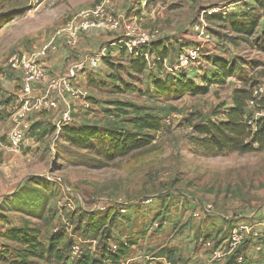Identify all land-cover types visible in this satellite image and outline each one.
<instances>
[{"label": "rangeland", "instance_id": "rangeland-1", "mask_svg": "<svg viewBox=\"0 0 264 264\" xmlns=\"http://www.w3.org/2000/svg\"><path fill=\"white\" fill-rule=\"evenodd\" d=\"M6 1L7 7L4 6ZM99 1L46 0L42 7L36 9V1L28 6L27 0H0V20L9 19L0 27V103L10 97L13 104L8 107L0 105V109L13 113L21 104L13 94L19 90L20 83L8 63L9 57L13 53H31L38 49L44 35L51 34L58 26L72 19L79 10ZM122 1H129L130 8L126 10L128 14L125 20L130 18L126 23L136 32L156 30L159 33L158 39L168 48L167 65L161 69L150 59L145 71L136 75L129 70L126 61H113V75L116 78L112 79L102 73L105 70L111 72L110 67L102 62L95 71L102 73L103 77L98 75L101 78H87L85 88L81 87L89 93L92 107L85 109L79 101H70L74 117L70 123L96 124L103 128L112 125L126 127L129 117L114 116L112 104L123 101L144 107L162 122L159 131H148L154 137L152 151H136L115 160L107 167L97 169L91 167L92 157L87 152L71 147L58 137L60 127H56L57 121L54 118L43 117L33 121L31 125L38 124H34L35 128L29 131L17 148L9 147L6 142L10 123L7 127V121L1 122L4 150H0V232L9 223L20 226L28 222L38 226L44 238L55 231H63L65 242H72V236H80L83 250L91 248L96 252L101 245L89 239L90 234L84 235L83 231L89 217L106 213L107 209L102 211L98 207L111 208L106 205V202L111 201L108 199L126 206L120 207L123 210L117 208L120 216L126 214L132 202L147 206L151 203L148 199L160 197L164 198L163 202H168L167 209L181 204L184 209L187 206L191 211L201 204L210 203L212 211L217 212L221 220H224L223 215L230 219L235 214L249 215L253 211H264V150L203 157L193 154L188 144L190 123L217 119L212 112L219 106L224 105L221 108L224 110L231 105L232 89L240 86L242 81H250L255 89L261 88L260 96L264 99V52L237 38L239 36L229 29L227 19L211 20L207 18L208 14L203 13L206 8H214L217 11L212 13L225 15L223 13L233 11L225 6L234 0ZM249 1L242 0L240 13H232H253L257 16L258 34L264 26V0H259L258 6L253 0L254 11L248 7ZM200 19H204L209 34L213 36L212 42L202 43L203 70L208 71L210 68L205 55H208L207 59L216 55L236 60L237 73L227 78L222 85H209L205 93H186L178 98L158 94L153 86V76L170 74L168 63L173 62L176 53L182 47L195 43L190 28L193 24H199ZM199 71L189 69L188 73H191L194 85L204 87L206 83L200 80ZM57 110L60 111V108ZM53 111L42 110L40 114L51 115ZM248 111L258 117L264 111V106L262 109L255 106ZM32 189L49 193L51 199L46 205L33 206L30 203ZM33 209H36L34 213ZM7 219L8 224L5 223ZM153 226L157 229L151 224L152 229ZM116 236L115 233L108 240L118 241L120 238ZM2 246L9 248L6 249L7 254H4L10 253L8 259H12L16 246L0 236V248ZM109 246L113 248V244ZM69 262H72L71 258Z\"/></svg>", "mask_w": 264, "mask_h": 264}, {"label": "trees", "instance_id": "trees-1", "mask_svg": "<svg viewBox=\"0 0 264 264\" xmlns=\"http://www.w3.org/2000/svg\"><path fill=\"white\" fill-rule=\"evenodd\" d=\"M254 2L258 6L259 0H254ZM251 11L253 10L251 9ZM207 18L218 21L224 18L227 19L229 29L239 36L237 38L249 42L252 48L264 52V26L260 33L256 34L259 18L253 13H244L241 18L233 13L225 15L211 13ZM8 21L9 19L2 22L0 20V27ZM118 47L119 51L125 55L124 48L121 45H118ZM184 48L182 47L176 53L175 59L172 63H168V67L174 66L177 55ZM139 52L141 55H125L123 61L120 62L124 63L126 61L129 70L133 74L140 75L145 71L148 61L143 55L146 53L151 57V60L155 61L159 68L162 69L163 66L167 65L168 48L159 39L148 46H143ZM206 56L208 55H205V60L210 68L208 71L203 70L200 73V80L206 83L204 87L194 85L191 73H188L185 69H179L170 71V74L167 73L164 76L163 74L162 76H153L152 81L155 91L162 96L165 95L172 98L181 97L186 93H205L209 85H222L227 78L235 76L237 73L236 60H229L216 55L207 59ZM102 62L110 67L111 72L108 73V76L115 79L116 77L113 75L114 63L109 59L108 48H106V56L102 59ZM89 71L85 73L88 74ZM254 89L250 81H242L240 86H235L232 89L231 105L224 110H221L224 105L219 106L212 112V115L217 117V119H209L195 124L190 123L191 134L188 138V144L193 154L203 157H216L228 153L247 154L264 150V111L258 117H254L248 111L249 108L255 106L259 109L264 106V99L260 95L254 97ZM249 100H254L253 107L248 108L246 106ZM0 105L4 107L13 106L10 97L3 100ZM112 105H114L112 111L114 116L124 115L127 118L129 117L126 121L128 126L118 127L117 125H112L108 128H103L96 124L75 125L67 123L61 125L58 131V137L62 138L63 141L75 149L87 152L90 158L92 157V168L107 167L115 160L125 158L136 151H152L153 147L151 146L154 137L148 131L156 132L162 128L161 119L144 107L123 101L114 102ZM11 114L12 112H5L4 109H0V122L5 121ZM34 124L31 125L30 130L35 128ZM30 196H32L30 203H33V206L46 205L51 199L49 193H43L35 189H32ZM108 200L111 201L106 202V205H112L110 206L111 208L105 207L107 209L106 213L103 215L98 214L100 216L96 219L94 216L89 217L83 231L84 235L85 233L90 234L89 239L95 240L99 246L101 245L98 251L93 252L91 248L83 250L81 242V252L70 263V251L73 241L65 242V233L63 231H55L44 238L42 230L38 226L31 225L28 222L21 226H16L9 223V219H7L5 223L9 224L5 225L6 228H3L0 236L15 243L16 251L14 257L8 259L11 254L5 255L4 253L7 254L6 249L9 248L2 246L0 261L3 262L2 264H122L123 260L126 259L125 257L132 241L130 239H119L121 240L118 241L119 244L116 243L117 246L112 248L109 246L108 237L113 238V234L110 232V227L113 226V217L121 215L118 212L119 210L117 211V207L126 206L121 203H114L112 199ZM152 200L154 199H150V201ZM35 210L33 209L32 212L34 213ZM116 211L117 213L114 214ZM162 213L156 214V218L151 223L157 222L159 224L157 229L160 227L161 222L158 217ZM147 228L149 230V226ZM227 238H222L218 242L211 240L213 242L212 246L221 245L222 243L219 241H225ZM212 246L211 248H213ZM239 253L244 258L243 264H251L250 259L242 251V245L237 249V254ZM222 264L238 263L235 261L234 255L231 254Z\"/></svg>", "mask_w": 264, "mask_h": 264}, {"label": "crops", "instance_id": "crops-1", "mask_svg": "<svg viewBox=\"0 0 264 264\" xmlns=\"http://www.w3.org/2000/svg\"><path fill=\"white\" fill-rule=\"evenodd\" d=\"M34 1L37 2L36 9H38L43 6L46 0H27L26 5L29 6L31 2L34 3ZM241 1L242 0H234L225 7L229 6L228 8H232V12L240 13V8L242 6L239 7V5ZM252 2L253 0L247 2V4H249V9H252L254 11L255 5H253ZM7 5L8 1L5 2L4 6L7 7ZM129 6V1L120 2L116 7V14L121 15L125 18V15L128 14L126 10L130 8ZM214 10L217 11V9L214 8H206L203 10V13L209 15ZM232 12L229 11L228 13ZM237 16L241 18V15ZM127 19L128 20L126 21L130 20V18ZM108 33H110L111 35H108ZM51 34L44 35L40 39V42L42 43L40 47L43 46L49 40ZM121 35L122 30L109 32L104 30L93 29L84 33L80 37L78 45L72 49L64 46L63 40L57 39L56 42L53 43V46L49 50L47 56L41 57L40 62L45 68H47L49 76L52 77L63 74L69 63L74 59L81 57L82 55L87 53L93 55L97 54L104 48H108L110 61L120 63V59H123L125 55H123L119 51L116 39H118ZM12 70L15 72V76L17 77L20 83L19 86H21L20 70ZM102 73L108 75L109 71L107 72L105 70ZM102 73L96 72L95 70H90L88 74L84 73L79 75L77 78V83L80 85V87L85 88L84 84H86L87 78L89 80L101 78L103 77ZM98 75H100L101 77H99ZM5 90L9 89L6 88ZM45 90L46 86L37 85L36 89H34L30 97H42V95H44L45 93ZM13 94H15L16 97L21 96L20 87L19 90L17 92H14ZM50 99L55 101V107L48 106L43 110H54L53 113L51 115H48V113L46 115H41L40 113L42 112V110L38 112H33L29 116L31 123L33 121L43 119V117H51V119L54 118L53 120L57 121L56 127H60L61 125L65 124L60 123V120L64 111L66 110V102L71 101L72 103H76L75 99H71L70 97L60 98L59 96L55 95V93H51ZM79 104L80 106H82L80 102ZM59 108L60 111L57 110ZM33 117L34 120H32ZM10 119L11 118L9 116L5 121H2V123H6L7 121L8 127ZM72 119H74L73 116ZM3 134V130H1L0 128V150H4V146L1 143V138ZM163 201L164 198H156L152 200L151 203L147 206H143L142 204H135L134 202H132L129 204V206L131 207L127 209V212L124 216L120 217L118 215L119 217H113V226L110 227V232L112 234L116 233V237L120 238L121 240L127 238L132 241L128 248V252L125 257L126 259L123 260L122 264H204L212 250L211 245L213 244V240L218 242V240L228 237L230 227L233 228L234 226H238L240 224L250 222L252 223L259 220L253 215V212L255 211L251 212V214L249 215L235 214L231 216L230 219H228V216L223 215L224 220H221L218 219L217 212H204L203 209L206 207V205L210 203L201 204L198 208L190 211L187 209V206H185L186 209H184L181 204H179L180 206L176 204L172 208L167 209L168 202ZM163 206L164 208L162 209ZM172 209L179 210L171 211ZM188 211L190 212L188 213ZM159 212H163L162 215L158 217L161 220L160 227L158 229H152L151 223L153 219L156 218V214H159ZM195 213H197L199 216H195ZM186 214H188V216H185ZM93 216L96 219L100 215L97 216L93 214ZM243 216L245 218H242ZM136 225H140V227L136 228ZM148 226L151 228V230H147ZM180 226L181 229H179ZM260 228V226L256 227V231H258ZM221 230L223 231V233L218 234L217 232ZM141 233L144 235H141ZM150 234H152V236ZM111 239L109 240V245L113 244V248L117 246L116 243L119 244L118 241H121L119 239L118 241L115 239ZM209 241L212 242L211 245L207 244V242ZM219 242H221V245H223L224 240ZM257 242L258 241L253 238V236H247L242 245V251L250 259L251 264H264V250H257ZM10 243L11 245L16 246L15 243ZM212 247H214V245Z\"/></svg>", "mask_w": 264, "mask_h": 264}, {"label": "built area", "instance_id": "built-area-1", "mask_svg": "<svg viewBox=\"0 0 264 264\" xmlns=\"http://www.w3.org/2000/svg\"><path fill=\"white\" fill-rule=\"evenodd\" d=\"M120 2L121 0H100L98 3L80 10L72 19L58 26L43 46L31 53H13V55L9 57V65L12 69H19L21 75V96L17 97L21 104L19 107H16L14 112L10 115V127L6 136L9 147H19L29 134L31 128L29 116L31 113L41 111L48 106L55 107V101L50 99L51 93H55V95L60 98L70 97L71 99H75L79 101L85 109L92 107L89 101V93L78 86L77 78L80 74H84L89 70H94L99 66L102 59L106 56V48L102 49L97 54H84L74 59L69 63L63 74L52 77L49 76L47 68L41 64L40 59L41 57L47 56L53 43H55L57 39L63 40L64 46L72 49L77 46L80 37L90 30L95 29L109 32L122 30L123 34L116 39V43L124 48L126 56L141 55L139 51L143 46H148L153 41L158 40L159 33L156 30L136 32L134 28L126 23L123 16L117 15L115 11L116 5ZM1 10L0 8V15L2 14ZM190 29L192 35H194L196 39H194L195 43L185 47L177 55L176 63L174 66L168 67L169 71L185 69L188 72L189 69H196V71L200 70L199 72L202 73V43L212 42L213 36L209 34L204 20H201L199 24H193ZM143 56L148 62L151 59L147 53ZM37 85L46 86L45 93L42 97L37 96L31 98L30 95L33 93L34 89H36ZM261 93V88L254 89L253 95L256 97L261 95ZM246 106L248 108L253 107L254 100L247 101ZM71 119L70 103L66 102V110L61 117L60 123H70ZM149 201L150 199H148V202ZM98 209L104 211L105 206L98 207ZM203 210L204 212L212 211V205H206ZM194 215L199 216L197 213ZM253 215L259 220L234 226L230 230L229 236L224 241L223 245L214 246L212 248L204 264H222L231 254L234 255L235 261L238 264H243L244 258L242 254H237V249L240 245H243L247 236H253V238L258 241V247H256L258 251L264 250V211L253 212ZM153 225L157 227L158 223L155 222ZM258 226L261 228L256 231V227ZM1 231H3V229ZM72 241L70 257L74 259L81 252L80 237L72 236ZM92 241L95 242V240ZM207 244L211 245L212 243L207 242Z\"/></svg>", "mask_w": 264, "mask_h": 264}]
</instances>
